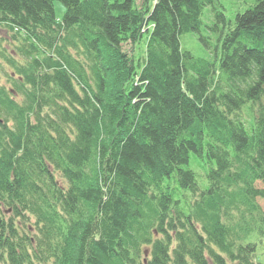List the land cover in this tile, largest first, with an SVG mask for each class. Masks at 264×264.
I'll return each instance as SVG.
<instances>
[{
	"label": "trees",
	"instance_id": "obj_1",
	"mask_svg": "<svg viewBox=\"0 0 264 264\" xmlns=\"http://www.w3.org/2000/svg\"><path fill=\"white\" fill-rule=\"evenodd\" d=\"M215 1L0 0V264H264V0L196 56Z\"/></svg>",
	"mask_w": 264,
	"mask_h": 264
},
{
	"label": "rangeland",
	"instance_id": "obj_2",
	"mask_svg": "<svg viewBox=\"0 0 264 264\" xmlns=\"http://www.w3.org/2000/svg\"><path fill=\"white\" fill-rule=\"evenodd\" d=\"M136 4L139 6L142 0H135ZM255 3V0H217L215 1L214 5L207 4L203 10L202 14V22L203 27L201 28L202 35L208 37L212 42L210 45L211 47L204 46L197 34H184L180 38L181 45L190 50L196 56H207L209 52H212L214 49L213 42L216 41V35L218 33L210 32L207 29V26H211L214 19L213 9L221 11L229 20L230 22L234 21V16L237 13L244 11L245 9L251 7ZM54 9L56 18L61 20L64 15V6L60 1L54 2ZM125 49L128 51L131 49L130 45H125ZM138 49L133 48L132 53L141 52ZM142 53V52H141ZM1 84H7L5 82L4 77L0 79ZM247 113V112H246ZM248 114V113H247ZM247 114H245L247 116ZM192 169L196 173V177L200 184H205V168L198 167L192 164ZM204 174V175H203ZM262 207H264V200H259ZM248 240L254 241L256 243V252H255V259L260 263H264V237H257L255 235L251 236Z\"/></svg>",
	"mask_w": 264,
	"mask_h": 264
}]
</instances>
